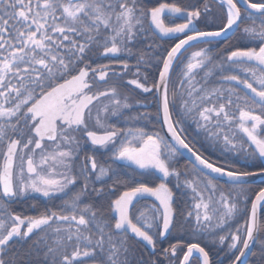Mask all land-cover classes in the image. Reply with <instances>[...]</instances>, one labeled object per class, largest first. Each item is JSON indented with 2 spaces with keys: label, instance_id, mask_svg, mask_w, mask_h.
I'll use <instances>...</instances> for the list:
<instances>
[{
  "label": "snow or ice",
  "instance_id": "obj_1",
  "mask_svg": "<svg viewBox=\"0 0 264 264\" xmlns=\"http://www.w3.org/2000/svg\"><path fill=\"white\" fill-rule=\"evenodd\" d=\"M212 2L0 0V264H264V0ZM129 72L155 112L98 87Z\"/></svg>",
  "mask_w": 264,
  "mask_h": 264
},
{
  "label": "trees",
  "instance_id": "obj_2",
  "mask_svg": "<svg viewBox=\"0 0 264 264\" xmlns=\"http://www.w3.org/2000/svg\"><path fill=\"white\" fill-rule=\"evenodd\" d=\"M164 2H168V3L175 2V3H179L182 6L187 7L191 3H196L197 0H149V4L151 6H158L159 3H164ZM198 2L202 3L203 0H198ZM210 3L212 5V14L216 18V25L220 26V25H222V22L224 20V12L221 10V8L216 3L212 2V0H210ZM204 24H205L204 20L197 22V26L200 28H203ZM243 26L244 25H241V27H243ZM240 36H241V33L239 31H237L236 36H233L230 39L225 40V41H218V43L213 44V45H207L204 43H200V44L190 48L186 52H184V57L188 56L192 51L198 50L199 48H211V55H212L213 59L219 60L220 56L224 52H226L227 50L231 49L232 47H234L238 44L246 43V41H241L239 39ZM156 43L159 45V50L161 52H163L165 49L169 48L170 41H167V40L162 41V40L158 39L156 41ZM129 62H130V64H135V58H131ZM175 68H178V67H175ZM133 71H135L134 68H133ZM149 72L155 74V69H149ZM200 75H203V72H201ZM175 78H174V80H175ZM198 79H199V76H198ZM114 80H116V79H110V81H114ZM123 94L124 95H121L120 98L123 99L124 96H128L129 102L131 104L133 103L134 106L136 105L137 100H141V103L146 105V107L138 109L139 111H141V112H144V111L155 112L156 108H155V105L153 103H151V97L150 96L148 97L147 100H144L143 94H140L139 92H135V93L123 92ZM106 102H108V101H106ZM136 111H137V109L135 107L132 109L125 110L126 114H128V115H131ZM111 123H117V124L123 126L124 118H123V116L117 117ZM137 123L138 124H145L146 123L149 130L161 131L159 123L156 121L155 116L152 117L151 123H148L145 121H140ZM239 163L243 164L244 161L240 160ZM186 164H187V161L183 157H179L178 160L175 162L174 166L177 168H180L182 170L183 166ZM170 187L174 188L175 187L174 183L170 184ZM260 187H264V183L252 184L250 191L248 193L249 197L254 198L255 192L258 191ZM12 208H13V210H15L17 212L23 211L27 214L35 215L38 213L39 210H42V205L38 204L37 208L33 209L30 206V204L29 205L14 204L12 206ZM178 239L191 240L192 237H190V236L178 237L177 234L174 233L172 236H169L166 240L162 241L161 247H167L169 242H177ZM199 242L202 244V246H205L206 249L210 250L211 256L213 259V264H217V262L220 260H223V264H228V259L225 255V251L227 249V242L225 243L223 248H221L218 243L212 244L211 241L208 239L199 240ZM257 249H258V246L256 245L254 250H257ZM256 259L257 258L255 256H250V258H249L250 264H255Z\"/></svg>",
  "mask_w": 264,
  "mask_h": 264
},
{
  "label": "flooded vegetation",
  "instance_id": "obj_3",
  "mask_svg": "<svg viewBox=\"0 0 264 264\" xmlns=\"http://www.w3.org/2000/svg\"><path fill=\"white\" fill-rule=\"evenodd\" d=\"M174 22L176 23H179V22H183L181 19L179 18H173ZM166 22H171V21H166ZM176 42H178V39H173L170 41V44H169V47L170 46H173ZM200 44V43H198ZM198 44H195L194 46L198 45ZM193 46V47H194ZM190 48L192 47H189L187 50H189ZM105 63H108L109 61L105 60L104 61ZM113 67L116 68L117 71H119V66L118 65H113ZM179 71V67L178 68H174L173 70V79L176 77V73ZM129 78H132V75H131V72L127 73L124 75V79H118L117 77L115 76H111V79H116L114 81H108V84L107 85H103V86H98L101 88V90H103L104 87H108V86H112V85H115L117 87V91L119 93V95H124L123 92H130V93H135V92H139V90H135L133 91L132 90V86H129V85H126V80L129 79ZM107 99H105L103 102H106ZM99 105H97L98 107ZM93 111H95V109H93ZM256 246V245H255ZM255 248V247H254ZM254 250V249H253ZM250 258V257H249ZM249 260V259H248Z\"/></svg>",
  "mask_w": 264,
  "mask_h": 264
},
{
  "label": "water",
  "instance_id": "obj_4",
  "mask_svg": "<svg viewBox=\"0 0 264 264\" xmlns=\"http://www.w3.org/2000/svg\"><path fill=\"white\" fill-rule=\"evenodd\" d=\"M159 39L160 40H173V39H177V38L160 37ZM218 41H225V39H224V37H220V38H218ZM196 44H198V43H196ZM158 123H159V126H160V129H161L162 134L166 136L167 135L166 129H162L161 128L162 120L160 122H158ZM183 158L187 161L186 157H183ZM258 183H264V177H256V178H253L252 184H258ZM254 247H255V245H253V249H254ZM249 257H246V259H249Z\"/></svg>",
  "mask_w": 264,
  "mask_h": 264
},
{
  "label": "rangeland",
  "instance_id": "obj_5",
  "mask_svg": "<svg viewBox=\"0 0 264 264\" xmlns=\"http://www.w3.org/2000/svg\"><path fill=\"white\" fill-rule=\"evenodd\" d=\"M190 55V54H189ZM133 104V103H132ZM99 107V106H98ZM95 112V111H94ZM117 117H110L108 122L111 123L114 119H116Z\"/></svg>",
  "mask_w": 264,
  "mask_h": 264
}]
</instances>
